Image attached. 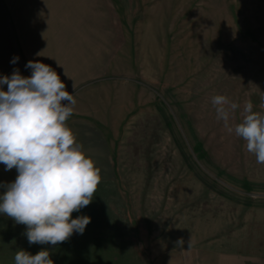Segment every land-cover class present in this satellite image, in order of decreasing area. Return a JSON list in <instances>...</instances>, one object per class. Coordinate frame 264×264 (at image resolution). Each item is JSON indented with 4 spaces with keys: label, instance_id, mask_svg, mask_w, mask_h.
Here are the masks:
<instances>
[{
    "label": "rangeland",
    "instance_id": "1",
    "mask_svg": "<svg viewBox=\"0 0 264 264\" xmlns=\"http://www.w3.org/2000/svg\"><path fill=\"white\" fill-rule=\"evenodd\" d=\"M90 1L98 44L82 61L99 75L82 84L108 163L72 218L91 221L52 246L0 214V264L20 249L54 264H264V164L212 105L237 103L233 125L248 100L264 112V0Z\"/></svg>",
    "mask_w": 264,
    "mask_h": 264
},
{
    "label": "clouds",
    "instance_id": "2",
    "mask_svg": "<svg viewBox=\"0 0 264 264\" xmlns=\"http://www.w3.org/2000/svg\"><path fill=\"white\" fill-rule=\"evenodd\" d=\"M18 60L13 57L11 63ZM25 67L30 76L19 69L0 76V164L17 172L14 181L0 183V214L26 226L29 244L56 246L74 233L83 234L90 223L89 216L72 214L92 202L100 169L67 124L76 105L73 92L50 65L30 60ZM212 105L227 132L246 141L247 151L264 164V112L254 111L248 100L241 122L233 125L237 103L216 95ZM259 107L264 109V96ZM14 264L54 261L47 249L35 255L20 249Z\"/></svg>",
    "mask_w": 264,
    "mask_h": 264
},
{
    "label": "crops",
    "instance_id": "3",
    "mask_svg": "<svg viewBox=\"0 0 264 264\" xmlns=\"http://www.w3.org/2000/svg\"><path fill=\"white\" fill-rule=\"evenodd\" d=\"M86 1L88 5L77 6L75 0H19L15 4H1L0 76H10L14 69H19L23 76H30L31 69L25 67L30 60L53 67L76 100L74 113L67 124L86 154L98 164L97 158H107V146L89 118L94 114L87 107L93 85L82 84L89 77L99 75L97 59L94 65L87 64L85 58L82 61L84 48L90 54L91 47L98 44L97 36L93 35L98 15L94 13L93 2ZM95 2L99 3V0ZM16 56L18 62L11 63ZM4 90H7L6 85ZM16 175L15 169L6 171L0 164V183H10ZM3 190L0 188V192Z\"/></svg>",
    "mask_w": 264,
    "mask_h": 264
},
{
    "label": "trees",
    "instance_id": "4",
    "mask_svg": "<svg viewBox=\"0 0 264 264\" xmlns=\"http://www.w3.org/2000/svg\"><path fill=\"white\" fill-rule=\"evenodd\" d=\"M196 151L199 152V156H200V157H204V156H205L204 151H203V148H196ZM127 260H128V259H127Z\"/></svg>",
    "mask_w": 264,
    "mask_h": 264
}]
</instances>
